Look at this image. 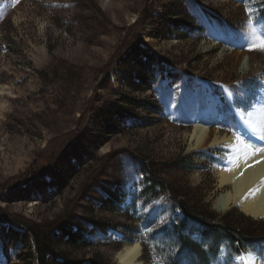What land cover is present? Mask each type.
I'll return each mask as SVG.
<instances>
[{
	"label": "rangeland",
	"instance_id": "obj_1",
	"mask_svg": "<svg viewBox=\"0 0 264 264\" xmlns=\"http://www.w3.org/2000/svg\"><path fill=\"white\" fill-rule=\"evenodd\" d=\"M249 20L264 24V0H0V264H37L32 231L62 253L76 235L74 264H120L136 244V263L202 264L181 204L252 223L256 245L264 217L233 185L258 182L257 164L222 185L233 132L264 122ZM220 194L243 203L219 211ZM263 246L231 254L220 236L209 264Z\"/></svg>",
	"mask_w": 264,
	"mask_h": 264
},
{
	"label": "trees",
	"instance_id": "obj_2",
	"mask_svg": "<svg viewBox=\"0 0 264 264\" xmlns=\"http://www.w3.org/2000/svg\"><path fill=\"white\" fill-rule=\"evenodd\" d=\"M180 207L181 209L179 210L183 216V221L186 222L188 220H192L193 223L197 225L196 231L202 236V240L208 243V247L210 248L208 253L205 251L202 253L200 252V245L188 241L186 249H188L191 255H193L199 263L202 262V264H209L211 261L209 258H214L218 254V240L220 236L225 239L226 249L231 254H237L246 249L251 251V249H254V246L258 247L259 244L264 245V235L255 237L260 238L253 241L256 242V245L255 243L253 245H248L252 242L251 239L254 237V233L252 232L253 224L250 222L248 227L244 228L232 226L230 225L231 223L225 226L223 224H214V218L211 217L210 213H208L206 209H202V213L197 214L192 212L188 207H185L184 205L182 206V204ZM225 217L227 218V216ZM31 230L33 229L31 228ZM65 235H67L68 243H64V245L69 246L65 250L68 252L76 251L78 248V237L67 233H65ZM29 236L32 242L36 245L39 256V258L37 257V264H74V262L65 254L67 252L64 249V253L60 251L58 252L56 246L59 245V243L51 245V242H48L45 239L41 240L39 234L34 231L29 232ZM206 258H208L209 261H207Z\"/></svg>",
	"mask_w": 264,
	"mask_h": 264
},
{
	"label": "snow or ice",
	"instance_id": "obj_3",
	"mask_svg": "<svg viewBox=\"0 0 264 264\" xmlns=\"http://www.w3.org/2000/svg\"><path fill=\"white\" fill-rule=\"evenodd\" d=\"M16 2H18V0H16ZM245 11L247 14V9ZM246 27L248 29H253L248 32V35L251 37V42L247 46V51L264 53V35H258V32L264 29V24L257 25L256 21L249 20ZM241 87L242 85H238L237 91ZM237 107L239 108L240 106L237 105ZM244 111H247V109H244ZM244 124L255 140L260 141V144L257 145L251 140L244 138L243 135L233 132L235 143L231 146V155L228 157V164L230 167H225L223 169L224 171H232L233 169L240 167L241 164H243L245 169H247L249 167H255L256 164L264 163V127L255 126L247 120L244 121ZM228 127L229 130L232 128L231 125ZM257 156H259L260 159L253 161V158ZM250 161L253 162L249 163ZM241 175H243L242 172ZM260 185L264 186V177L261 178ZM257 191L258 188L250 189L248 194L245 196V199L254 195ZM240 259L244 260V257L241 256ZM170 264H175V262L172 261ZM245 264H255V261L248 259L245 260Z\"/></svg>",
	"mask_w": 264,
	"mask_h": 264
},
{
	"label": "bare ground",
	"instance_id": "obj_4",
	"mask_svg": "<svg viewBox=\"0 0 264 264\" xmlns=\"http://www.w3.org/2000/svg\"><path fill=\"white\" fill-rule=\"evenodd\" d=\"M209 112H212L213 111V106H210L209 107ZM206 113V112H205ZM213 113H214V111H213ZM216 113H217V111H216ZM256 113H258L259 114V111H257ZM256 113L254 114V116H253V119L251 120V123H257L258 122V120L260 119V116H261V114H259V115H256ZM263 121H261V123H262ZM264 123V122H263ZM262 123V125H260L259 127H264V124ZM243 133L248 137V138H246V139H248V140H251V141H253L254 143H257L256 141L257 140H255V138L250 134V132L246 129V127L244 128V130H243ZM250 138V139H249ZM259 143V142H258ZM204 144H205V142L203 143V147H204ZM205 146H206V144H205ZM260 159V157L259 156H257V157H254L253 158V161H255V160H259ZM252 161H250V163H251ZM257 169L256 170H258V172H255L254 173V170L253 169H251V168H249V170H248V174H250L252 177L254 176V175H256V179L255 180H258V182H256V183H254L251 187H249V189H247L248 187H247V179H244V183L242 184V183H240L239 184V186H236V185H233V190L235 191V193H238V192H243V190L246 192V193H244V194H248V192H249V190L250 189H253V188H258V191L254 194V195H252L253 197H254V199H250V201L247 203V202H244V205H243V207L251 214V215H254V216H257V217H264V186H261L260 185V180H261V178H262V176L264 177V163H259V164H257ZM244 173L243 171H241L240 170V173ZM227 174L225 175V178H224V180H222V185L225 187V186H228V184H229V181H232L233 179H232V175L234 174V173H237V171H235V169H233L232 171H230V172H226ZM254 173V174H253ZM260 174H262V176L260 175ZM259 175L261 176V177H259ZM255 177V176H254ZM257 177H259V179L257 178ZM246 178H248V177H246ZM253 182V181H252ZM252 184V183H251ZM250 184V185H251ZM247 187V188H246ZM252 196H250V197H252ZM249 197V198H250ZM243 203L242 202V200L240 199H237V198H235V199H230V198H228V197H226L224 194H220L217 198H216V200H215V202H214V206H215V208L216 209H218L219 211H223L224 209H225V207L228 205V204H230V203ZM139 256V248H138V244H136V245H133V246H131V247H129V248H126L122 253H120L119 255H118V259H119V262H120V264H140V263H136L135 261H134V259L135 258H137ZM241 256H243L244 257V260H241L240 259V257ZM263 258V259H262ZM234 262L236 263V264H245V260H248V259H252V260H254L255 261V264H257V263H263L264 262V257H261V258H258V257H255V256H253V255H249V254H242V255H240V256H235L234 257ZM219 260H220V258H219Z\"/></svg>",
	"mask_w": 264,
	"mask_h": 264
}]
</instances>
